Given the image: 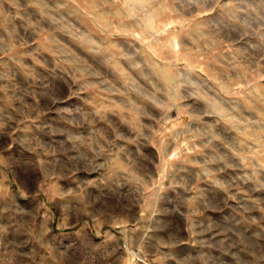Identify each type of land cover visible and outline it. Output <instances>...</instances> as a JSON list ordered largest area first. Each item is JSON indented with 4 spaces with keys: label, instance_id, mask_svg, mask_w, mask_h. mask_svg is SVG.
<instances>
[{
    "label": "rangeland",
    "instance_id": "1",
    "mask_svg": "<svg viewBox=\"0 0 264 264\" xmlns=\"http://www.w3.org/2000/svg\"><path fill=\"white\" fill-rule=\"evenodd\" d=\"M0 264H264V0H0Z\"/></svg>",
    "mask_w": 264,
    "mask_h": 264
}]
</instances>
